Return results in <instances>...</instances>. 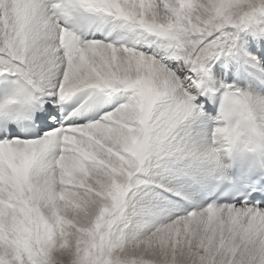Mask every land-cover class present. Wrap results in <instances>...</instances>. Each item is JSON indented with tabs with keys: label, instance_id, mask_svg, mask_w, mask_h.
I'll list each match as a JSON object with an SVG mask.
<instances>
[{
	"label": "snow or ice",
	"instance_id": "obj_1",
	"mask_svg": "<svg viewBox=\"0 0 264 264\" xmlns=\"http://www.w3.org/2000/svg\"><path fill=\"white\" fill-rule=\"evenodd\" d=\"M249 36L264 0H0V264H264L213 114Z\"/></svg>",
	"mask_w": 264,
	"mask_h": 264
},
{
	"label": "clouds",
	"instance_id": "obj_2",
	"mask_svg": "<svg viewBox=\"0 0 264 264\" xmlns=\"http://www.w3.org/2000/svg\"><path fill=\"white\" fill-rule=\"evenodd\" d=\"M218 150H227L245 167L264 164V95L231 92L222 94L217 107Z\"/></svg>",
	"mask_w": 264,
	"mask_h": 264
},
{
	"label": "bare ground",
	"instance_id": "obj_3",
	"mask_svg": "<svg viewBox=\"0 0 264 264\" xmlns=\"http://www.w3.org/2000/svg\"><path fill=\"white\" fill-rule=\"evenodd\" d=\"M247 39H248V41H251L252 43H253L254 41H256V40H253L252 37H250V36L247 37ZM248 41H246V43H247ZM245 88L251 90L253 93H257L256 90H255V88H253V87L251 86L250 81L247 82Z\"/></svg>",
	"mask_w": 264,
	"mask_h": 264
}]
</instances>
